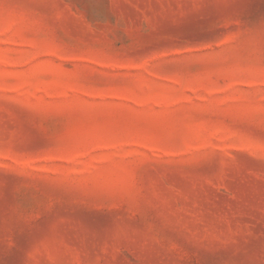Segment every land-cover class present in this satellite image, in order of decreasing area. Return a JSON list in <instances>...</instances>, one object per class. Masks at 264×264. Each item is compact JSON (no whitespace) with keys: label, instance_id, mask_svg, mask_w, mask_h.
<instances>
[{"label":"rangeland","instance_id":"1","mask_svg":"<svg viewBox=\"0 0 264 264\" xmlns=\"http://www.w3.org/2000/svg\"><path fill=\"white\" fill-rule=\"evenodd\" d=\"M0 264H264V0H0Z\"/></svg>","mask_w":264,"mask_h":264}]
</instances>
